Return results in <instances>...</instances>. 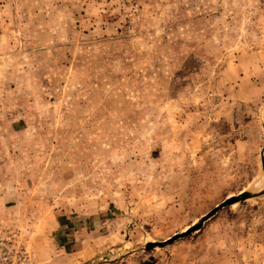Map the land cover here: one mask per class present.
Wrapping results in <instances>:
<instances>
[{"label": "rangeland", "instance_id": "374dc122", "mask_svg": "<svg viewBox=\"0 0 264 264\" xmlns=\"http://www.w3.org/2000/svg\"><path fill=\"white\" fill-rule=\"evenodd\" d=\"M264 0H0V234L32 264H264Z\"/></svg>", "mask_w": 264, "mask_h": 264}, {"label": "water", "instance_id": "95a60500", "mask_svg": "<svg viewBox=\"0 0 264 264\" xmlns=\"http://www.w3.org/2000/svg\"><path fill=\"white\" fill-rule=\"evenodd\" d=\"M262 165H263V169H264V157L262 158ZM263 193H264V188L258 189V190H244V191L240 192L239 194L227 197L223 202H221L220 204L215 206L207 214L202 216L198 222L189 226L186 230L179 232V233H176L164 241L148 242L144 245V248L145 249H153L157 246L164 247V246L176 241L177 239L186 237L189 234L199 230L203 226L204 222L206 220H208L210 217H212L213 215H215L220 209H222L228 205H232L236 202L246 200L247 198H251L254 196L261 195Z\"/></svg>", "mask_w": 264, "mask_h": 264}, {"label": "built area", "instance_id": "2783aa9c", "mask_svg": "<svg viewBox=\"0 0 264 264\" xmlns=\"http://www.w3.org/2000/svg\"><path fill=\"white\" fill-rule=\"evenodd\" d=\"M0 264H32V254L16 234H0Z\"/></svg>", "mask_w": 264, "mask_h": 264}]
</instances>
